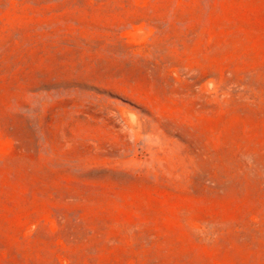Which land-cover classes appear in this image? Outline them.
I'll list each match as a JSON object with an SVG mask.
<instances>
[{
    "label": "rangeland",
    "instance_id": "374dc122",
    "mask_svg": "<svg viewBox=\"0 0 264 264\" xmlns=\"http://www.w3.org/2000/svg\"><path fill=\"white\" fill-rule=\"evenodd\" d=\"M0 264H264V0H0Z\"/></svg>",
    "mask_w": 264,
    "mask_h": 264
}]
</instances>
